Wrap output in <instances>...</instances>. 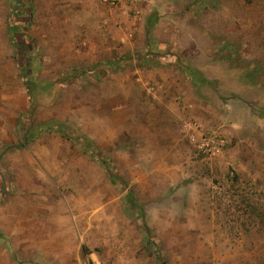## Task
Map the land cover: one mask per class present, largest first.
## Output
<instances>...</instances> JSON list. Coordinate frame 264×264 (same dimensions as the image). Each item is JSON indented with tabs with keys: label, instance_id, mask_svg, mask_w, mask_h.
Here are the masks:
<instances>
[{
	"label": "rangeland",
	"instance_id": "374dc122",
	"mask_svg": "<svg viewBox=\"0 0 264 264\" xmlns=\"http://www.w3.org/2000/svg\"><path fill=\"white\" fill-rule=\"evenodd\" d=\"M88 5L0 0V264H57L56 251L67 264H89L90 252L118 264H264V0L195 2L210 38L189 51L214 83L194 90L183 74L152 72L163 66L153 58L158 43H144L147 53L127 48L144 37L142 20L122 10L96 19ZM110 17L119 21L102 24ZM154 27L148 41L165 37V26ZM130 32L134 41L123 40ZM176 39V54L192 46L181 32ZM213 44L229 56L223 66H208ZM165 78L176 82L149 89ZM180 95L193 104L188 116ZM189 117L227 135L224 154L193 151ZM55 121L91 139L111 174L74 140L44 130ZM27 129L38 132L28 143ZM129 191L144 217L129 208Z\"/></svg>",
	"mask_w": 264,
	"mask_h": 264
},
{
	"label": "crops",
	"instance_id": "0c3cea01",
	"mask_svg": "<svg viewBox=\"0 0 264 264\" xmlns=\"http://www.w3.org/2000/svg\"><path fill=\"white\" fill-rule=\"evenodd\" d=\"M92 0H85L86 4L88 7L85 8L86 14L87 15H94L92 17L98 18L99 14L105 13L107 10L111 11L114 16L118 15L117 10H122L125 11V14L128 18L134 17L143 21L142 25L143 30H144V37L141 39H138L132 44V46H128L129 50H137L139 48L145 49L146 48V53H147V47L150 45V50L152 51V46L154 43H158V47L161 48L159 49L158 54H155L153 58H157L162 61L163 66L160 68H155L152 70L154 74L159 73V74H170V73H179L180 75H185L184 76V83L187 85H190V87L194 89L198 88H203V86H212L214 81L211 79L209 76L210 70L208 67L202 66L199 60L197 59V56L193 55L191 51H189L192 47L194 51L197 49V45L202 41H206L207 37L210 38V35L207 32H204L201 29V26L196 23V20L198 19V16L196 17L194 15V9L195 8V2L198 0H115L114 4H111L107 2L106 0H93L94 3H89ZM116 12V13H115ZM189 14L190 17H187ZM192 14V15H191ZM101 16V15H100ZM88 19V18H87ZM112 21H119L118 18L115 17H110L108 19H104L102 24H106ZM150 21V24H149ZM155 24V27L157 23L159 26H165V30L167 32H164L165 37L161 38L160 35H157L153 33L151 36L152 40L150 39L148 41V35H147V27H151ZM110 24V23H109ZM151 25V26H150ZM154 27V28H155ZM154 28L151 32L154 31ZM183 33L185 36V40L187 39L188 41L192 42V46L184 45L183 47L181 46V52L179 51L178 54L174 53L173 51H170L168 43L170 42H176L179 41V39H176V34L177 33ZM169 35V36H167ZM125 41L131 42L133 39L134 41V35L132 32L128 33L123 37ZM214 39V38H213ZM227 37H225V40ZM117 40V39H116ZM132 41V42H133ZM140 41V43L138 42ZM181 41V40H180ZM151 43L148 46H144V43ZM219 45L215 46L213 44L212 47H209V51L211 52L210 55H212V59L210 61V65L212 67L216 66H223V62L228 58L229 56L221 54L222 51H224L225 48H222L221 53L219 52ZM218 51V52H217ZM150 56V54H149ZM221 56V57H219ZM223 56V57H222ZM152 57V56H151ZM206 60V59H205ZM203 60V61H205ZM183 63L180 64V63ZM197 71L203 73V77L201 78H206L208 82L203 83H198L194 79L199 78L198 76H194L195 78L193 79V72L195 74H199ZM200 75V74H199ZM178 81V80H177ZM158 82V81H157ZM176 82V79H168L165 78L164 80H160L158 83H155L157 86H151L149 89H153L155 87H160V86H166L165 89L167 90L170 85H173ZM160 83V84H159ZM180 88V86H174ZM170 89V88H169ZM181 96V95H180ZM181 104V107L183 108V111H185V116H188L190 112H192V102L189 99H186L185 96H181V100L179 101ZM185 122H190V121H196L199 124L202 125L201 121H199L196 118L189 117L187 119L183 120ZM184 132V131H183ZM194 134V135H192ZM184 135V134H183ZM199 134L198 132L191 130V131H186L185 132V138L190 142L191 147L193 151H195V144H194V139H197ZM225 152V151H224ZM223 152V154H224ZM221 156V155H220ZM219 156V157H220ZM60 238V237H59ZM62 239V237H61ZM62 244V243H60ZM78 251L79 256H81V251L79 249H76ZM60 252V251H59ZM59 252H54L53 256L56 258L55 262H58L57 264H67L64 263V260H61V254ZM75 252V251H74ZM73 252V253H74ZM42 254V250L39 249V251H35L34 253V259L40 258L39 254ZM70 258H73V255L71 253ZM88 263L91 262L90 259H95L98 257H94V252H90L86 256ZM83 259V260H82ZM79 258V260H74L73 262L75 264H87L84 258ZM37 260V259H36ZM72 262V261H71ZM72 264V263H69Z\"/></svg>",
	"mask_w": 264,
	"mask_h": 264
},
{
	"label": "trees",
	"instance_id": "16d2710c",
	"mask_svg": "<svg viewBox=\"0 0 264 264\" xmlns=\"http://www.w3.org/2000/svg\"><path fill=\"white\" fill-rule=\"evenodd\" d=\"M14 12V11H13ZM27 12V11H26ZM28 14V12L26 13ZM20 22V20H17L15 19V22L13 24L10 25V33H9V36L11 38V40L15 43V41L17 40V34L21 33L19 32V26L20 24L18 23ZM151 26V25H150ZM150 28V27H149ZM148 28V30H149ZM147 30V31H148ZM16 45V44H15ZM27 51H25V53H31L33 54L35 52V50L33 48H30V49H26ZM29 51V52H28ZM30 54V55H31ZM28 54V57L30 56ZM140 58L142 57V54L139 55ZM29 60V61H28ZM26 61V63L22 66V71H23V74L24 76L26 77V83L28 84V89L29 91L33 94L35 92V89H36V86H37V83L36 82H33V80H31L29 77H30V73L28 72V69L30 70V67H31V63L32 61H30V59H28ZM199 74H195L193 72L192 76H193V79L198 76L199 78L197 79H194L196 82L198 83H205V82H208V80L206 78H201L203 77V73L202 72H199L197 71ZM195 76V77H194ZM31 94V95H32ZM41 129L39 127H37V131H40ZM44 130H49V131H53V130H57V131H60L61 133H63V135L67 136L68 138L74 140V142H76L83 151L85 152H89L90 154H93L94 156H96L99 160H102L104 163H105V168L107 170H109V161H106V160H103L101 159L100 157V152L96 149L93 141L91 139H89L88 137H85V141L82 140L83 136L81 135H73V133L70 131V128L63 122H52L50 123V125H48V127H44ZM41 132V131H40ZM38 132L37 133H33L32 130H26V132L24 133L25 135V141L26 143H28L31 139H34L36 136H37ZM83 142H86V143H83ZM111 170H109L110 172ZM111 174V172H110ZM112 176L114 177L115 175L112 174ZM126 200L128 201L129 203V208H132V209H135L137 211H139L141 213V216H143V207H142V204L138 201V199L136 198V196L133 194V192H127L126 196H125ZM144 224H145V221H144ZM145 227V225H144ZM145 230L148 231V227L146 228L145 227ZM149 242H153V241H149Z\"/></svg>",
	"mask_w": 264,
	"mask_h": 264
},
{
	"label": "built area",
	"instance_id": "2783aa9c",
	"mask_svg": "<svg viewBox=\"0 0 264 264\" xmlns=\"http://www.w3.org/2000/svg\"><path fill=\"white\" fill-rule=\"evenodd\" d=\"M107 2L114 4L115 0H106ZM184 130L191 131L194 130L198 132L199 138L194 139L195 144V151L197 155H203L209 159H215L223 154L225 151L229 140L225 133L218 131V132H210L208 133L204 130L196 121H190L184 123ZM194 135V134H192ZM195 136V135H194ZM89 264H118L116 261L108 260V259H101L95 258Z\"/></svg>",
	"mask_w": 264,
	"mask_h": 264
}]
</instances>
